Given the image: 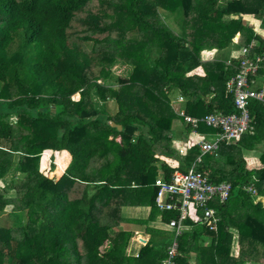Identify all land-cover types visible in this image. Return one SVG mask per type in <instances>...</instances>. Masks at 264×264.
I'll return each instance as SVG.
<instances>
[{
    "label": "trees",
    "instance_id": "trees-1",
    "mask_svg": "<svg viewBox=\"0 0 264 264\" xmlns=\"http://www.w3.org/2000/svg\"><path fill=\"white\" fill-rule=\"evenodd\" d=\"M240 15L264 27V0H0V264H160L173 234L146 223L157 216L165 227L176 213L158 211L152 185L199 155L197 145L183 155L173 147L190 132L176 104L185 99L194 117L235 112L225 84L237 61H204V52L256 41L251 54L264 57ZM116 63L130 74L113 75ZM249 113L251 133L194 164L231 192L215 230L193 224L179 237L175 264H264V107L252 101ZM249 154L261 168H247ZM147 206L148 219L124 216ZM139 228L150 238L135 257L126 248Z\"/></svg>",
    "mask_w": 264,
    "mask_h": 264
},
{
    "label": "built area",
    "instance_id": "built-area-1",
    "mask_svg": "<svg viewBox=\"0 0 264 264\" xmlns=\"http://www.w3.org/2000/svg\"><path fill=\"white\" fill-rule=\"evenodd\" d=\"M239 37V33L232 37L234 45L238 44ZM252 49V42L240 48V56L236 60L237 71L225 84L226 93L232 95L235 112L228 115L212 113L194 117L183 110L176 111L180 119L190 127L187 142L175 141L180 143L178 152L183 155L190 147L197 145L199 155L194 164L200 163L201 156L212 153L220 144L236 143L244 134L252 132L249 105L255 101L264 107V79L258 76L260 70H264V57L255 52L251 54ZM181 101L182 98H179V102ZM200 125L216 132L213 135H202L198 140L194 137L199 133ZM193 138L195 142L191 141ZM194 164L185 172L174 170L168 180H165L163 175H158L152 185L156 191L154 205L158 211L176 213L174 218L165 222V228L167 227L173 236L160 264H175L179 254V237L193 224L215 230L218 222L216 206L223 205L230 196V183L210 181L203 173L197 171ZM159 220L163 222L161 218Z\"/></svg>",
    "mask_w": 264,
    "mask_h": 264
},
{
    "label": "rangeland",
    "instance_id": "rangeland-1",
    "mask_svg": "<svg viewBox=\"0 0 264 264\" xmlns=\"http://www.w3.org/2000/svg\"><path fill=\"white\" fill-rule=\"evenodd\" d=\"M241 16V18H242V20L244 21V23H245V25L246 26H251L252 27V29H253V31L255 32V34H257V35H260L261 37H262V39L264 40V27L263 26H261V22L259 21V20H257V19H255L253 16H251V15H240ZM233 18H237L236 16L235 17H233ZM168 20H170V19H168ZM172 23H174L173 21H172ZM252 42V44L254 45V49L255 48H257V45H256V41H251ZM228 47H229V49H232V50H234L235 52H238L239 51V49H237V48H235L232 44H230V43H228ZM229 49L227 50V51H229ZM214 51L217 53V54H219L220 53V51H217L216 49H214ZM234 52V53H235ZM236 55V54H235ZM219 56V55H218ZM218 56H216V57H218ZM225 58V57H224ZM130 69H129V67L127 66V64H124V63H116V65H114L113 67H112V74L113 75H115V76H120V77H126V76H128L129 74H130ZM197 72V71H196ZM111 85V87L113 88V89H116L117 88V83H115V82H111L110 83ZM172 94V93H171ZM106 105H107V107H108V110L110 111V113H113L114 112V110H115V108H116V104H115V102H113V101H107L106 102ZM182 125H184V124H182ZM183 129V126H181V129L180 130H182ZM202 135H204V133H201V132H199V133H197V135L194 137V138H197L198 140H200V136H202ZM192 139L191 141H193V142H195V139ZM175 146V148L177 149V154H178V149H179V147H180V143L179 142H174L173 143V147ZM262 149H264V144H263V146L261 147ZM49 154H48V156H47V154H45V160L47 159V158H49L50 156H51V161H53L54 162V164H55V154L54 155H52L50 152H48ZM56 153V152H55ZM65 155H68L69 156V153L66 151L65 153H64ZM43 157V158H44ZM42 158V159H43ZM70 159V158H69ZM248 161L250 164H248L247 165V162H245L246 163V165H247V167L248 168H250V167H252V165H255L256 164V169H259L260 167H261V164H260V162L258 161V158L256 157V160H254V159H252V160H250L247 156H246V158H245V161ZM69 161V160H68ZM170 162H173V161H170ZM47 165V164H46ZM44 166L45 168L43 169L42 167L40 168V170L41 169H43L44 171L46 170V168L48 167V165L47 166ZM56 165V164H55ZM42 170V171H43ZM252 170V169H251ZM62 174V173H61ZM60 174V175H61ZM52 177H57L58 178V176L57 175H55V176H52ZM2 187V181L0 180V188ZM150 189H152V186L150 187ZM141 194L139 193V196H140ZM142 197H140V199H141ZM263 204H264V201H263ZM145 208H147L148 209V214L146 213V211H145ZM127 209H134V210H139V211H141V213H140V215H136V216H132V215H129L128 213V210H125L124 211V216L126 217H128V219H131V220H141V219H144L145 217V219H148L149 218V215H150V212H151V209L147 206V207H136V208H127ZM10 210V207H8V208H6V211H9ZM153 213H154V211H153ZM129 215V216H128ZM147 215V216H146ZM130 226L129 225V223L127 224H124V226H121V230H123V231H126V232H130L129 231V229H128V226ZM157 223L154 221V220H150V221H148L147 223H146V228H148V229H153V230H156L157 229ZM160 227V226H159ZM143 231H137V235L135 236V238H132L131 239V241H132V243H136V244H139V245H143V242L141 241V240H139V239H145V240H147L145 237H143L142 236V233ZM235 234H237L236 232H235ZM135 248H136V246H135ZM135 248L131 245L130 247H129V249H128V253H130V254H134L135 252H136V250H135ZM239 249H240V247H239V245H238V242L236 241V236H234V241H233V244H232V252H231V255H234V256H237V254H238V252H239Z\"/></svg>",
    "mask_w": 264,
    "mask_h": 264
},
{
    "label": "crops",
    "instance_id": "crops-1",
    "mask_svg": "<svg viewBox=\"0 0 264 264\" xmlns=\"http://www.w3.org/2000/svg\"><path fill=\"white\" fill-rule=\"evenodd\" d=\"M239 49V48H238ZM228 50V49H227ZM227 50H225V51H222V52H220L219 54H217L215 51H214V49H212V50H208V51H205L204 52V55H205V57H204V61H215V60H218V61H221L222 63H224L226 66H228L230 63L229 62H231L230 60H237L238 58H239V56H240V50L238 51V52H235L234 50H232V49H229V51H227ZM235 52V53H234ZM236 54V55H235ZM219 55V56H218ZM222 55H224V56H222ZM216 56H218V57H216ZM225 57V58H224ZM215 58V59H214ZM196 71L197 72H200V73H202L201 75H199V77H204V71H203V69L201 68V67H198L197 69H196ZM196 73V72H195ZM194 73H191L189 76H191V75H193ZM177 96H178V93H176V92H173L172 94H171V100L173 101V100H175L176 98H177ZM185 102H186V100L184 99V102L183 103H181V104H176L177 105V107H179V108H181V109H183V110H185ZM181 126H183L182 125V121L180 120V119H178V120H175L174 121V123H173V130H175V132L177 133V131H179L180 129H181ZM178 141H182V140H178ZM263 145H261V147H262ZM64 152H66V151H64ZM247 157L250 159V160H252V159H254V160H256V157L255 156H253V154H249V155H247ZM245 158H246V156H245ZM69 161H70V159H69ZM69 161H68V163H69ZM249 161V160H248ZM247 160L245 161V162H247V165L248 164H250L249 162H248ZM257 161V160H256ZM68 165V164H67ZM249 166V165H248ZM256 164L255 165H252V167H250V168H248L249 170H251V169H256ZM261 168V167H260ZM125 210H128V214L129 215H132V216H138V215H140V213H141V211H139V210H134V209H125ZM124 210V211H125ZM145 211H146V213L148 214V209L147 208H145ZM125 215V214H124ZM128 215V216H129ZM147 216V215H146ZM127 217V216H126ZM146 218V217H145ZM144 218V219H145ZM156 223H157V229L156 230H158V231H164V229H165V227H164V225L160 222V220H159V217H157L156 216V218H155V220H154ZM122 226H124V224L122 225ZM128 226V225H127ZM160 226V227H159ZM145 228V227H144ZM144 228H142V229H137V230H135L134 231V233H133V237H131V239L132 238H135V236L138 234L137 233V231H143L141 234H142V236L143 237H145L147 240H145V239H139V240H141L142 242H143V245H139V244H136V243H132V241H131V239L129 240V244H128V247L126 248L127 249V253H128V249H129V247L132 245L134 248H135V246H136V248H135V250H136V252L134 253V254H130L129 253V255H132V256H135V257H137V254H138V252H139V250L141 249V248H143L146 244H147V242H148V239L150 238V235L149 234H147L146 232H145V230H144ZM128 229H129V231H131L132 230V227L131 226H128ZM170 235H171V233H170ZM193 258H194V255L192 254V259H191V262H193Z\"/></svg>",
    "mask_w": 264,
    "mask_h": 264
},
{
    "label": "water",
    "instance_id": "water-1",
    "mask_svg": "<svg viewBox=\"0 0 264 264\" xmlns=\"http://www.w3.org/2000/svg\"><path fill=\"white\" fill-rule=\"evenodd\" d=\"M111 126H113V127H115L118 131H120L121 130V127L120 126H117V125H115V124H112L111 123Z\"/></svg>",
    "mask_w": 264,
    "mask_h": 264
},
{
    "label": "clouds",
    "instance_id": "clouds-1",
    "mask_svg": "<svg viewBox=\"0 0 264 264\" xmlns=\"http://www.w3.org/2000/svg\"><path fill=\"white\" fill-rule=\"evenodd\" d=\"M189 134H190V132H189ZM189 134H188V136H189ZM188 138V137H187Z\"/></svg>",
    "mask_w": 264,
    "mask_h": 264
}]
</instances>
